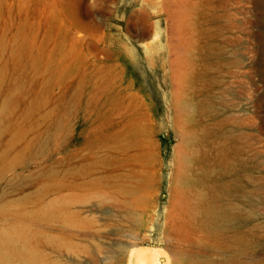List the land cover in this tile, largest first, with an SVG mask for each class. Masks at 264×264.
Returning <instances> with one entry per match:
<instances>
[{"label":"rangeland","instance_id":"obj_1","mask_svg":"<svg viewBox=\"0 0 264 264\" xmlns=\"http://www.w3.org/2000/svg\"><path fill=\"white\" fill-rule=\"evenodd\" d=\"M189 135L213 213L192 224ZM134 246L264 264V0H0V264Z\"/></svg>","mask_w":264,"mask_h":264},{"label":"bare ground","instance_id":"obj_2","mask_svg":"<svg viewBox=\"0 0 264 264\" xmlns=\"http://www.w3.org/2000/svg\"><path fill=\"white\" fill-rule=\"evenodd\" d=\"M184 144H185L184 148L186 149V153H182V155H180V154L178 155V157L176 159V168L174 171V176L178 179L180 186H182L184 189L181 191L180 196H181V198L184 199V201L186 203L187 210L185 209V210L181 211V214L184 218L186 217L185 218L186 220L189 219V221L187 220L188 223L192 224L197 219L196 213L199 214L200 212H203V215L206 218H208L211 215L212 211L209 208H203L201 206L202 198L199 195L198 191L196 190V188L198 187L197 184L199 183V180H200V178L196 174L198 161H200V160H198L197 151L195 150V147H194L195 144L193 143V139H192V137H190V135L186 138V140H184ZM145 155L147 156V158H149L150 152L149 151L146 152ZM200 165H202V164H200ZM211 171H213V170H211ZM193 191H194V193H193ZM203 191H204V189H203ZM205 191H207V190L205 189ZM209 196H210V194H209ZM174 197H175V195H174ZM218 217H222V216L221 215H217V216L215 215L214 216V218H218ZM206 221H207V223H210V221L208 219ZM183 228H184V226H183ZM163 254H164V252H162V249L160 251V249L157 250V249H154V247L152 248V247L134 246L130 250V257L135 256L137 259V264H162L161 259H162ZM29 259H31V258H29ZM187 262H189V261H187ZM165 264H169L168 258H166Z\"/></svg>","mask_w":264,"mask_h":264}]
</instances>
